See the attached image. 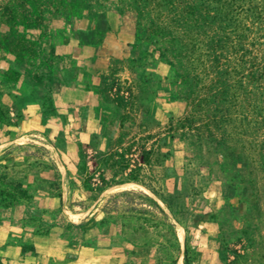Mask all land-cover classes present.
<instances>
[{"label":"rangeland","instance_id":"1","mask_svg":"<svg viewBox=\"0 0 264 264\" xmlns=\"http://www.w3.org/2000/svg\"><path fill=\"white\" fill-rule=\"evenodd\" d=\"M42 1L43 22L35 27H18L19 33L24 31L28 40L40 44V57L46 61L55 48H60V55L53 56L50 61L57 67L68 65L71 68L69 80L74 82L78 77L82 87L87 90L88 87L93 88L99 106L107 114L106 121L98 123L93 140L87 144L79 143L75 136L70 135L47 137L70 182L67 198L63 196L57 168L49 151L39 145L41 142H24L5 149L0 154V189L10 190L11 193L21 189L26 198L14 197L7 201L0 197V206L37 205V201H43L44 206L57 209L60 202L63 206L68 203L70 208L90 198L96 200L99 193L90 192L87 185L101 171L103 177L111 182L109 187L127 180L121 178L125 175L136 174L139 181L151 185L162 201L155 198L176 215L183 206L175 200L173 193L165 192L167 180L175 177L171 185L175 188L179 184L181 193L185 195H194L204 185H213L223 200L224 222L231 228L230 240L238 246L228 249L227 253L232 257L229 263L264 264V164L241 165L232 160L234 153L227 149L221 155L204 149L192 165L180 164L177 148H169L156 140L165 134L166 129L153 109L157 103L156 91L162 82L172 79L173 71L147 56L146 45L140 41L142 35L130 32L128 22L119 17V0ZM67 46L70 47L68 50ZM101 47L104 54L115 55L120 64L121 68L113 76V86L118 84L121 95L128 97L125 109H118L109 102L112 90L108 71L96 73L95 84L88 80L87 75H92L95 61L92 55ZM37 61L38 57L29 58L26 55L20 61L15 60L2 46L0 78L3 84L19 76V72L11 71L12 68L32 72L39 66ZM121 116L124 122L120 128ZM22 135L19 129L0 126V145ZM117 137L121 139L123 162L121 170L112 174L101 155L111 149ZM140 146L149 152L146 164L140 163V154L136 151ZM6 182L12 183V186H6ZM118 192H109L102 200ZM142 194L150 199L137 198L136 201L142 205L151 207L150 201L156 203L150 196ZM82 196L84 200H79Z\"/></svg>","mask_w":264,"mask_h":264},{"label":"trees","instance_id":"2","mask_svg":"<svg viewBox=\"0 0 264 264\" xmlns=\"http://www.w3.org/2000/svg\"><path fill=\"white\" fill-rule=\"evenodd\" d=\"M119 2V17L128 22L130 32L142 35L140 41L146 45L147 56L173 71L172 79L162 82L154 95L157 103L153 109L166 129L156 138L158 143L175 146L183 165H192L204 149L216 155L230 150L234 153L232 160L246 167L264 164V0ZM43 8L42 0H0V49L5 47L18 61L24 55L40 57V44L28 40L17 28L40 25ZM120 68L116 59L109 61V102L125 109L128 97L121 95L118 84L113 86V76ZM123 122L121 116L120 128ZM15 124L0 103V126ZM120 143L117 137L115 145L101 155L112 174L121 170ZM136 151L140 163L146 164L149 152L143 146ZM82 167L85 169V165ZM121 178L141 184L161 200L151 185L139 181L136 174ZM5 184L12 186L10 182ZM110 184L99 171L87 190L98 194ZM0 197L7 201L26 198L21 189L15 193L0 189ZM137 198H143L139 191H120L108 197L100 208L105 214L118 208L136 210L140 215L147 213ZM74 205L80 208L82 203ZM183 264H189L185 239Z\"/></svg>","mask_w":264,"mask_h":264},{"label":"crops","instance_id":"3","mask_svg":"<svg viewBox=\"0 0 264 264\" xmlns=\"http://www.w3.org/2000/svg\"><path fill=\"white\" fill-rule=\"evenodd\" d=\"M59 49L55 48L47 61L38 57L39 66L32 72L12 68L19 72L14 82L3 84L0 78V103L16 123L6 129H19L23 134L0 145V154L15 144L36 143L33 137H40L67 198L70 182L47 137L70 135L87 144L107 114L92 87H82L78 77L72 82L68 65L57 67L50 61L60 55ZM92 57V75L87 76L95 84L96 73L108 71L109 61L117 57L104 54L103 47ZM96 62L99 65L94 68ZM180 155L179 152L178 160ZM172 180L165 183V192L173 193L183 206L176 215L141 184L125 180L103 189L96 200L90 198L80 208H69L68 203L63 206L60 202L54 209L44 206L43 201H37V205L0 206V264H183L184 239L189 264H230L232 257L227 251L238 246L230 240L231 228L224 222L223 200L218 191L213 185H204L198 193L185 195L179 184L175 188L171 185ZM114 191H139L158 205L154 201H150L151 207L142 205L147 210L142 215L120 208L105 214L100 207L108 198H102ZM143 198L150 200L144 195Z\"/></svg>","mask_w":264,"mask_h":264},{"label":"bare ground","instance_id":"4","mask_svg":"<svg viewBox=\"0 0 264 264\" xmlns=\"http://www.w3.org/2000/svg\"><path fill=\"white\" fill-rule=\"evenodd\" d=\"M33 139H34L35 141H37V142H41V143L43 142V140H42L40 137H38V136L33 137ZM39 145L42 146V144H39ZM124 185H125V184H124ZM132 185H133V184H132ZM121 187H122V186H121ZM123 187H124V186H123ZM128 187H129V186H128ZM124 189H125V188H124ZM178 231H179V230H178ZM180 233H181V232H180ZM180 233H179V234H180ZM179 234H178V235H179Z\"/></svg>","mask_w":264,"mask_h":264}]
</instances>
